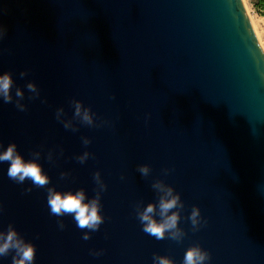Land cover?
Listing matches in <instances>:
<instances>
[{
  "label": "water",
  "instance_id": "obj_1",
  "mask_svg": "<svg viewBox=\"0 0 264 264\" xmlns=\"http://www.w3.org/2000/svg\"><path fill=\"white\" fill-rule=\"evenodd\" d=\"M0 25V75L15 81L13 102L0 97V150L39 153L50 177L18 184L0 162V231L13 225L33 243L34 264H183L197 245L207 264H264V48L244 0H0ZM156 182L184 204L179 242L146 234L137 218L163 195ZM49 188L84 190L86 203L100 192L99 230L52 215Z\"/></svg>",
  "mask_w": 264,
  "mask_h": 264
},
{
  "label": "clouds",
  "instance_id": "obj_2",
  "mask_svg": "<svg viewBox=\"0 0 264 264\" xmlns=\"http://www.w3.org/2000/svg\"><path fill=\"white\" fill-rule=\"evenodd\" d=\"M7 34V29L0 25V41ZM26 73H21L23 77ZM15 85L13 75L11 72L0 75V97L3 98L4 103H12L13 95L12 91ZM27 89L39 95L37 85L35 83L27 84ZM15 96L19 99L16 100V107L20 111H25L26 106L20 103V100L24 98V92L19 88L15 90ZM75 107L74 115L80 117L82 121L87 125H92V115L90 109L83 107L82 102L73 101ZM60 111H63L61 109ZM67 128L68 125H65ZM91 141L84 140V144L88 145ZM0 149H3V145L0 144ZM90 153L85 152L82 157H78L79 162L84 163ZM32 160H25L24 156L18 152V146L15 143L10 144L6 150H0V162L10 163L8 168V177L18 184H23L26 180H30L36 187H45L50 183V177L44 173L42 166L37 162L40 154L33 153ZM138 171L142 176L147 177L150 173V168L147 165L138 167ZM100 172H96L94 179L96 183L100 184L102 191L107 189V185L101 181ZM153 188L163 193L160 196L158 204H148L142 211L137 212V218L143 225V231L158 240L165 238L181 241L184 237V232L179 228V222L181 219L180 209L184 208V204L181 202L180 194L175 193L174 189L165 186L162 182H156L153 184ZM31 191V189H28ZM48 205L51 209V214L55 216L72 215L77 223V226L89 232L99 230L102 223H104L105 217L101 214V193L98 192L94 199L89 200L87 203L84 190H79L75 193L56 191L55 188L48 189ZM158 209V211H157ZM159 216V218H157ZM191 224L194 231H198L201 226V209L199 207H193L190 217ZM207 221H204L206 224ZM63 228V223L60 224ZM85 240L90 239V235L85 234L83 237ZM15 252L13 256V264H34L36 258V246L33 243L26 242L15 229L13 225H9L7 231H0V257L9 255ZM211 255L208 251H205L201 246L190 247L184 256L183 264H207L210 261ZM155 264H175V262L168 256H154Z\"/></svg>",
  "mask_w": 264,
  "mask_h": 264
},
{
  "label": "rangeland",
  "instance_id": "obj_3",
  "mask_svg": "<svg viewBox=\"0 0 264 264\" xmlns=\"http://www.w3.org/2000/svg\"><path fill=\"white\" fill-rule=\"evenodd\" d=\"M244 2H245V6H246L247 11L249 13V16H250V19H251L252 24L254 22H256V21H259V22H261L264 25V10L262 11L260 9H257L253 5V3H252L251 0H244ZM253 27H254V24H253ZM254 29H255V27H254ZM255 31H256V29H255ZM258 32L256 31L257 36H258ZM260 42H261V40H260ZM262 46L264 48L263 43H262Z\"/></svg>",
  "mask_w": 264,
  "mask_h": 264
},
{
  "label": "bare ground",
  "instance_id": "obj_4",
  "mask_svg": "<svg viewBox=\"0 0 264 264\" xmlns=\"http://www.w3.org/2000/svg\"><path fill=\"white\" fill-rule=\"evenodd\" d=\"M253 24H254V27H255L256 31L257 32L259 31L258 32V38H259V40H261V42L264 45V25L261 22H259V21H256Z\"/></svg>",
  "mask_w": 264,
  "mask_h": 264
},
{
  "label": "crops",
  "instance_id": "obj_5",
  "mask_svg": "<svg viewBox=\"0 0 264 264\" xmlns=\"http://www.w3.org/2000/svg\"><path fill=\"white\" fill-rule=\"evenodd\" d=\"M253 5L257 8V9H260V4L263 3V0H251Z\"/></svg>",
  "mask_w": 264,
  "mask_h": 264
},
{
  "label": "trees",
  "instance_id": "obj_6",
  "mask_svg": "<svg viewBox=\"0 0 264 264\" xmlns=\"http://www.w3.org/2000/svg\"><path fill=\"white\" fill-rule=\"evenodd\" d=\"M260 6H261V7H260V10H262V11H263V10H264V0H263V3H262V4H260Z\"/></svg>",
  "mask_w": 264,
  "mask_h": 264
},
{
  "label": "snow or ice",
  "instance_id": "obj_7",
  "mask_svg": "<svg viewBox=\"0 0 264 264\" xmlns=\"http://www.w3.org/2000/svg\"><path fill=\"white\" fill-rule=\"evenodd\" d=\"M251 26V25H250Z\"/></svg>",
  "mask_w": 264,
  "mask_h": 264
}]
</instances>
